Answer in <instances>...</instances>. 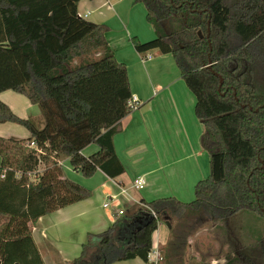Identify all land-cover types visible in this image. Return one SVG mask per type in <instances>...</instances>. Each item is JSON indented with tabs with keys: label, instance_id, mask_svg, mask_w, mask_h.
<instances>
[{
	"label": "trees",
	"instance_id": "trees-1",
	"mask_svg": "<svg viewBox=\"0 0 264 264\" xmlns=\"http://www.w3.org/2000/svg\"><path fill=\"white\" fill-rule=\"evenodd\" d=\"M79 1L0 0V93L22 95L42 118L36 125L0 101V124L28 132L26 139L0 137L1 264H43L31 226L91 196L63 176L59 161L68 160L84 178L97 170L111 179L124 173L113 136L132 111L126 66L105 39L108 27L78 15ZM133 3L144 5L155 37L130 42L141 55L155 49L172 56L195 98L209 174L195 183L188 203L174 197L142 200L123 211L102 232L88 234L70 264L147 263L162 218L174 238L162 260L181 250L173 224L183 218L226 221L248 213L264 220V0ZM91 144L98 150L85 157L82 150ZM41 163L46 169L35 177ZM223 260L264 264V234L236 245Z\"/></svg>",
	"mask_w": 264,
	"mask_h": 264
},
{
	"label": "crops",
	"instance_id": "crops-1",
	"mask_svg": "<svg viewBox=\"0 0 264 264\" xmlns=\"http://www.w3.org/2000/svg\"><path fill=\"white\" fill-rule=\"evenodd\" d=\"M77 11L83 19L108 27L105 39L115 59L126 66L130 93L138 99L139 106L119 122L113 136L123 174L111 179L97 170L92 177L84 178L71 168L68 160L58 162L63 176L90 190L91 196L41 216L31 226V236L43 264H70L79 257L87 235L109 227L118 210H128L142 200L167 197L188 203L189 197H183L188 196L190 188L194 191L197 182L194 179L198 171L201 173V165L209 167V156L200 145L202 123L194 114L195 98L181 79L172 56L155 49L141 55L130 42L132 37L141 43L155 37L146 21L144 5L133 0H80ZM0 101L18 117L32 118L42 125L39 109L22 95L5 91L0 93ZM21 105L22 110L18 107ZM24 110L26 115L20 112ZM17 126L0 124V137L26 139L28 132ZM97 150L91 144L82 154L88 157ZM45 169L41 163L35 177ZM137 178L146 183L141 190L133 186ZM113 196L116 199L104 208L108 197ZM167 235L168 230L158 223L152 234V246L161 250ZM113 264L149 263L133 259Z\"/></svg>",
	"mask_w": 264,
	"mask_h": 264
},
{
	"label": "rangeland",
	"instance_id": "rangeland-1",
	"mask_svg": "<svg viewBox=\"0 0 264 264\" xmlns=\"http://www.w3.org/2000/svg\"><path fill=\"white\" fill-rule=\"evenodd\" d=\"M18 107L21 110L23 109L22 105ZM20 112L22 115H26L25 110ZM40 119H42L41 114ZM30 120L37 125L34 119L31 118ZM17 127L18 129H23L20 126ZM198 172L199 174H197L194 182L205 179L208 176L209 167H205L202 164L201 173L200 171ZM189 190L188 196L183 197H189L187 202L192 201L194 198L192 189L190 188ZM130 208L132 207L127 209L130 210ZM197 220L198 222L194 221V219L185 220L183 218L180 222L177 221L173 224L180 232L176 237H181V250H177L178 253L175 255L177 257L169 256L168 260L163 257L159 264H181V262L183 264H224L223 257L225 253L233 251L236 245L246 244L248 241L257 239L264 234V220H259L257 216L249 215L248 213L237 214L226 221H210L206 217H201V215L197 217ZM160 224L168 230L165 244L160 250L163 256L164 249L167 254L169 253V247H165V245L174 238L169 233L170 225L168 220L162 218ZM249 230L252 232H248Z\"/></svg>",
	"mask_w": 264,
	"mask_h": 264
},
{
	"label": "built area",
	"instance_id": "built-area-1",
	"mask_svg": "<svg viewBox=\"0 0 264 264\" xmlns=\"http://www.w3.org/2000/svg\"><path fill=\"white\" fill-rule=\"evenodd\" d=\"M79 16L82 17L81 15H79ZM146 58L149 59L150 57H146ZM138 106H139L138 99L135 96H131L130 99L128 100V107H130L133 110V109H136ZM30 146L33 147V144H31ZM145 184L146 183H145L143 178H137L133 181V186L137 190L143 189ZM122 193H124V191H122ZM115 199H116V197H114V196L108 197L107 201L103 204V207L108 208L109 207V201L115 200ZM122 213H123V211L118 210L117 216H120ZM161 261H162V255H161V252L159 250V247L152 246L151 251L148 254V262L147 263L159 264Z\"/></svg>",
	"mask_w": 264,
	"mask_h": 264
},
{
	"label": "water",
	"instance_id": "water-1",
	"mask_svg": "<svg viewBox=\"0 0 264 264\" xmlns=\"http://www.w3.org/2000/svg\"><path fill=\"white\" fill-rule=\"evenodd\" d=\"M1 264V263H0Z\"/></svg>",
	"mask_w": 264,
	"mask_h": 264
}]
</instances>
